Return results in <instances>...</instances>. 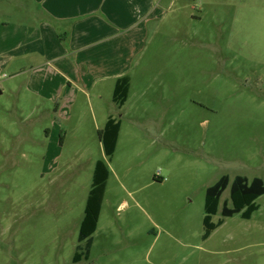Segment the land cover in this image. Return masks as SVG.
Segmentation results:
<instances>
[{
  "label": "rangeland",
  "instance_id": "rangeland-1",
  "mask_svg": "<svg viewBox=\"0 0 264 264\" xmlns=\"http://www.w3.org/2000/svg\"><path fill=\"white\" fill-rule=\"evenodd\" d=\"M155 1L127 48L133 96L110 158L96 127L116 108L109 80L59 105L31 92L43 68L0 70V264H264V194L249 219L218 211L201 237L206 187L264 180V0ZM98 159L104 203L73 262Z\"/></svg>",
  "mask_w": 264,
  "mask_h": 264
},
{
  "label": "crops",
  "instance_id": "crops-1",
  "mask_svg": "<svg viewBox=\"0 0 264 264\" xmlns=\"http://www.w3.org/2000/svg\"><path fill=\"white\" fill-rule=\"evenodd\" d=\"M158 4L155 0H0V12L8 17L0 14V70L9 66L19 75H30L43 68L41 81L31 88L28 78L27 85L35 96L59 105H73L80 94L89 96L96 81L109 80L116 108L98 114L102 127L113 117L121 129L115 115L133 96L127 48L138 43ZM126 76L127 96L118 105L114 87ZM145 89L140 90L142 95ZM104 197L105 193L101 210Z\"/></svg>",
  "mask_w": 264,
  "mask_h": 264
},
{
  "label": "trees",
  "instance_id": "trees-1",
  "mask_svg": "<svg viewBox=\"0 0 264 264\" xmlns=\"http://www.w3.org/2000/svg\"><path fill=\"white\" fill-rule=\"evenodd\" d=\"M128 85L129 78L127 76L116 82L113 99L118 105L124 103ZM119 130L120 123L113 117H108L104 126L98 130L99 141L102 144L105 155L109 158L116 148ZM109 173L110 171L105 161L98 159L94 165L92 183L85 201L83 217L77 235L79 244L85 241V245L84 249H81L79 244L76 246L72 257L73 262L79 261V257L83 256L86 258L89 255L92 245L91 236L97 228ZM154 179L162 181L158 176H154ZM227 188L229 189L230 200L224 199L221 202V195ZM262 194H264V180L260 177L255 176L249 179L244 175L237 174L231 179L227 174L222 175L216 182L205 189L202 239L208 238L212 231L223 223L222 218H219L216 222L212 221V216L217 214L218 211L224 217L240 213L242 218L249 219L252 213L259 208L256 199Z\"/></svg>",
  "mask_w": 264,
  "mask_h": 264
},
{
  "label": "built area",
  "instance_id": "built-area-1",
  "mask_svg": "<svg viewBox=\"0 0 264 264\" xmlns=\"http://www.w3.org/2000/svg\"><path fill=\"white\" fill-rule=\"evenodd\" d=\"M2 76H4V75H2Z\"/></svg>",
  "mask_w": 264,
  "mask_h": 264
},
{
  "label": "flooded vegetation",
  "instance_id": "flooded-vegetation-1",
  "mask_svg": "<svg viewBox=\"0 0 264 264\" xmlns=\"http://www.w3.org/2000/svg\"><path fill=\"white\" fill-rule=\"evenodd\" d=\"M80 258V257H79Z\"/></svg>",
  "mask_w": 264,
  "mask_h": 264
}]
</instances>
